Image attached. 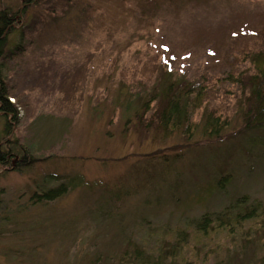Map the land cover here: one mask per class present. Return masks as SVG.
<instances>
[{"label": "rangeland", "instance_id": "374dc122", "mask_svg": "<svg viewBox=\"0 0 264 264\" xmlns=\"http://www.w3.org/2000/svg\"><path fill=\"white\" fill-rule=\"evenodd\" d=\"M2 9L13 14V55L0 77L17 121L0 115L13 154L0 166V264H127L121 255L135 249L152 264H264L261 221L235 226L233 238L195 231L236 200L264 205V131L243 118L264 0H0ZM175 80L204 89L188 121L163 132L155 101L125 125L124 97L143 105ZM67 181L64 195L40 200Z\"/></svg>", "mask_w": 264, "mask_h": 264}, {"label": "trees", "instance_id": "16d2710c", "mask_svg": "<svg viewBox=\"0 0 264 264\" xmlns=\"http://www.w3.org/2000/svg\"><path fill=\"white\" fill-rule=\"evenodd\" d=\"M24 11L18 12L23 14ZM11 11L2 9L0 10V76L3 67V61L7 56L13 55V51H6V44L8 42V37L12 33L11 21H12ZM18 47H16V50ZM249 62L252 65L255 73L249 78V93L251 103L250 109L243 115L244 118V128L248 131H255L260 129L264 131V51H259L258 53L250 56ZM127 91H125L124 96H127ZM204 98V89L199 88L198 90L193 89L191 84L187 82L177 83L175 81H170L166 85L160 86V88L154 89L149 95L148 99L143 105L139 103V96L137 94H130L128 98L124 97L121 106L124 107L125 116L130 123H126L127 127L133 126V123L139 122L141 116H139V108L143 106L145 109L150 108L152 102L157 101L155 108L154 120H156L157 128H161L163 132H169L177 130L181 127L183 123L188 121L189 108L198 109L201 107V103ZM135 101L133 104L132 102ZM0 115L2 117L11 118L12 122L17 121V110L8 101V92L6 86H4L2 78L0 77ZM134 118V120H133ZM126 120V122H127ZM153 120V121H154ZM136 121V122H135ZM152 121V122H153ZM151 122V123H152ZM206 128L205 131L208 132L210 136L217 135L219 128L222 125L216 123V119L208 117L205 119ZM9 126L6 125L5 134L9 135ZM22 146V145H21ZM25 147L22 146V149ZM11 144L8 141H3L0 144V166L6 167L9 165V160L12 158ZM25 155V153H24ZM24 158V156H23ZM163 158V157H162ZM33 159H31L32 161ZM166 162V159H164ZM50 178H58L56 176H50ZM55 180V179H54ZM70 180V179H69ZM230 182V177L228 175L221 176L217 182L216 186H225ZM72 183V182H71ZM72 187L67 183L60 184L55 189H49L48 191L42 193L39 196L40 200L52 201L56 198L64 195L67 190ZM240 200L232 202L230 205L224 208L222 213L210 214L206 213L198 221L197 227L195 228L196 233L199 238L206 237L209 233H216L225 231L226 235L233 238L236 234L234 231L235 226H241L244 222L251 221L254 224L257 221H261L264 227V205L256 203L251 207L242 206L239 204ZM224 230H222V229ZM264 229V228H262ZM261 241V248L264 246L263 239ZM264 251V250H263ZM121 261L127 264H152L148 262L147 258H144L138 249H135L131 253H123L120 257Z\"/></svg>", "mask_w": 264, "mask_h": 264}]
</instances>
